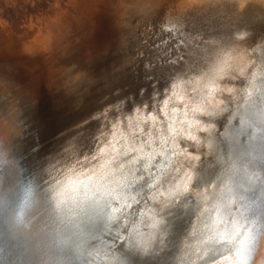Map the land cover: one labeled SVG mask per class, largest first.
<instances>
[{
	"label": "bare ground",
	"instance_id": "6f19581e",
	"mask_svg": "<svg viewBox=\"0 0 264 264\" xmlns=\"http://www.w3.org/2000/svg\"><path fill=\"white\" fill-rule=\"evenodd\" d=\"M24 8V31L45 42L14 41L12 55L26 64L11 58L0 67V141L32 192L22 217V190L10 210L13 236L27 250L42 233L56 237L49 260L62 264L70 251L82 261L110 256L91 238L124 223L128 264H244L251 245L250 264H264V0H32ZM84 14L91 31L79 28ZM120 27L129 37L111 41ZM63 56L78 67L60 84L73 87L40 103L44 60L54 67ZM10 170L0 168V184H19Z\"/></svg>",
	"mask_w": 264,
	"mask_h": 264
},
{
	"label": "water",
	"instance_id": "95a60500",
	"mask_svg": "<svg viewBox=\"0 0 264 264\" xmlns=\"http://www.w3.org/2000/svg\"><path fill=\"white\" fill-rule=\"evenodd\" d=\"M103 5H105L106 7H110V8L114 7L112 5H107V3H104ZM77 17H79L80 19L79 28L82 29V31H89V30L91 31L93 26L91 23L92 20H91L90 15H86V14L77 15ZM70 23L73 24V21L70 20ZM24 30H22V32L23 34H26L25 35L26 38L20 37L19 36L20 34L18 35V34H13V33L8 34V35H0V67L5 65V62L11 58L16 59V61H19V62L21 61L26 64V61H24L25 59H21V57H15L14 55H12L13 53L11 52L13 48L10 47V45H13L14 41L24 40L26 42H31L37 37L36 40L39 42V44H37L35 48L41 49L44 46L45 40L42 38V36L36 33L32 34L34 29L31 33L28 31H24ZM129 35L130 33L127 31H122L121 27L119 28V31H118V28L114 30L110 29L109 34H108V36L111 38L110 40L113 42H119L121 39H124L127 36L129 37ZM6 45H9V46H6ZM9 48H11L12 50H10ZM117 48H119V46H117ZM24 56H26V54ZM29 56H33V54L31 55L29 54ZM100 58H102V56H100ZM61 59L62 60L60 62L62 61L63 62L62 63L59 62L54 67L51 66L52 63L50 61H48L47 59L44 60V62L47 63L48 65V71L44 74V76L42 77L40 76V78L42 79V82L40 84V87L36 89L37 92H40V97L38 95V99L40 98L38 101H40V103H42L43 102L42 100L46 98V94H49L56 101L59 97L64 96L69 91H71V88L73 87V85H69V84L62 85L60 84V81L64 82L65 75L71 72L72 70H74V73H76L75 69H77L78 66L71 65L69 62L70 60H68L67 56H63ZM32 72L34 73V71ZM35 76H38V75L34 73V77ZM51 82L52 83L59 82L58 84L60 85L57 88H53L52 90H50L51 86H48V85ZM255 96L257 98L258 96L257 93L255 95V92H249L247 93V100L254 99ZM67 97L69 96H66L59 101L63 100V102H65V99H67ZM67 102H70V100L68 99ZM4 113L1 112L0 116H4ZM9 117H11V115L7 113L5 116V120H7ZM8 150H9V142L7 138L4 137L0 141V168H6V169L8 168L9 170L13 169L10 171L16 175V178H18L20 182H18L19 184L17 185L16 184H12V185L0 184V264H39V263H36V261H40V260H41L40 264H50L51 261L49 259H51L52 257L49 255V253L53 251V249L49 243H53L56 240V237L52 238L51 242H49L48 238H46V236L42 233L40 234L39 240L35 244H31L33 245V249L27 250L29 248L24 247L23 243L18 239V236L16 235L13 236L14 230L8 226L7 221L10 222L11 214H12L10 210L13 208L12 206L14 202L16 203L17 199L19 198L21 194L20 192L22 190V187L20 186L24 184L23 180L26 174L24 172V166H22V164H19V162L18 163L14 162L17 158L13 159L12 156H7ZM11 162H14V163H11ZM38 185L39 183L36 186ZM80 203L83 204L82 201H80ZM255 214H257V212L254 213V215ZM114 218L117 219V217H114ZM83 219L88 221V217H84L82 218V220ZM256 219H258L257 221L258 223L255 226ZM261 219L262 218L260 214H257V217L256 216L254 217V222H253V227H252L253 228L252 238L256 236L255 240L257 239V237L261 238V234L263 230L262 227L259 229V227L261 226ZM106 225L107 224H104L103 228L100 229V232L95 233V235L91 238L92 240L91 244L97 243L98 241H100L101 243H104L106 251H111V254H109L110 256L103 257V256H95V254L93 253H89V254L86 253L85 260L82 261L78 258V256L75 253H73V251H70L64 254L63 257L67 255H69V257L65 261L63 258L62 264H66V263L67 264H87L89 262L90 264H128L126 261L127 258L121 253L123 247H121L119 250L120 241L123 240V239H120L121 238L120 233L124 231L123 229H126V225L124 223L122 226L117 225L118 226L117 234L113 232L114 224L110 226L108 225L107 229H106ZM257 228L259 232L256 231ZM54 231H55L54 227H49L46 229L47 234L49 233L53 234ZM127 235H130V234L127 233ZM75 237H77V235ZM149 244H150V241L146 239V242L145 243L143 242V245L141 246V248L146 247V246L148 248ZM18 246L22 247L21 249H19L20 255L15 254V252H17L16 248ZM28 247H30L29 244H28ZM256 248L257 246L254 249ZM44 250H45V253H43ZM253 251L254 250H252V245H251V252L249 253L246 251L244 254V257H243L244 264H250V262L252 261L255 255ZM94 253H97V252H94Z\"/></svg>",
	"mask_w": 264,
	"mask_h": 264
},
{
	"label": "rangeland",
	"instance_id": "374dc122",
	"mask_svg": "<svg viewBox=\"0 0 264 264\" xmlns=\"http://www.w3.org/2000/svg\"><path fill=\"white\" fill-rule=\"evenodd\" d=\"M31 3H32V0H0V24L2 23V25H0V35H8L11 33L19 35V33H20V35H19L20 37L26 38L25 37L26 34H23V32H19V31H21L22 28H24L25 30H26V27L31 28L24 21L26 19L25 15H26V12L28 10V8H27L26 11H24L25 10L24 7H26L27 5H30ZM1 13H3V14H1ZM2 15H6V16H2ZM22 15H24V16H22ZM14 17H15V19H14ZM19 18L21 21L19 20ZM22 19H23V21H22ZM7 21H9V23H7ZM20 22H22V23H20ZM13 23H15V24H13ZM21 24H23V25H21ZM24 29H22V30H24Z\"/></svg>",
	"mask_w": 264,
	"mask_h": 264
},
{
	"label": "clouds",
	"instance_id": "9594fccd",
	"mask_svg": "<svg viewBox=\"0 0 264 264\" xmlns=\"http://www.w3.org/2000/svg\"><path fill=\"white\" fill-rule=\"evenodd\" d=\"M31 195L32 192L30 188H25L22 190V194L19 202V208H18V215H20L21 217L23 216L24 211L28 206Z\"/></svg>",
	"mask_w": 264,
	"mask_h": 264
}]
</instances>
